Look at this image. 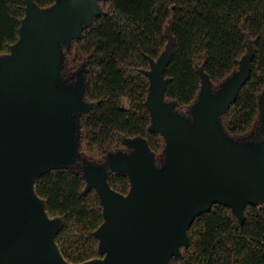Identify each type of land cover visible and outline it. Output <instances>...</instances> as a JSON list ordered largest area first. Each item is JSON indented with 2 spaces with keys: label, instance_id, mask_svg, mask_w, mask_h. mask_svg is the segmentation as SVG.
<instances>
[{
  "label": "water",
  "instance_id": "1",
  "mask_svg": "<svg viewBox=\"0 0 264 264\" xmlns=\"http://www.w3.org/2000/svg\"><path fill=\"white\" fill-rule=\"evenodd\" d=\"M100 1L56 0L42 7L26 0L20 38L0 55V264H168L188 246L195 218L213 205L231 206L243 222L245 206L264 201V91L261 141L234 140L219 118L248 80L252 43L217 93L200 69L201 91L189 116L166 97L176 44L167 30L166 49L152 60L147 99L150 129L167 139L165 161L158 165L146 139L135 137L124 138L134 152H111L108 167L84 164L87 189L98 191L104 208L95 232L103 256L78 263L64 256L57 242L63 220L47 211L35 184L45 171L77 162L74 112L93 105L84 100L85 65L75 84L64 83L63 45L70 48L103 13ZM110 171L129 175L128 192L111 186Z\"/></svg>",
  "mask_w": 264,
  "mask_h": 264
},
{
  "label": "trees",
  "instance_id": "2",
  "mask_svg": "<svg viewBox=\"0 0 264 264\" xmlns=\"http://www.w3.org/2000/svg\"><path fill=\"white\" fill-rule=\"evenodd\" d=\"M35 2L48 7L56 0ZM100 6L103 13L84 27L81 37L70 48L63 45L67 80L86 65L87 97L95 103L83 121L81 150L86 152L74 165L45 171L35 184L47 211L63 220L57 242L75 263L103 256L95 232L104 221V208L98 191L87 189L81 165L105 161L121 150L124 136L145 137L157 164L165 161L167 139L150 129V82L141 69L165 51L167 30L176 44L166 68V97L189 116L201 91L200 69L218 91L239 70L252 43L248 80L219 118L236 141L263 139L264 0H102ZM26 14V0H0V55L19 40ZM109 182L124 193L131 187L125 172L112 173ZM188 235V246L168 264H264V201L248 203L243 222L231 206L217 203L195 218Z\"/></svg>",
  "mask_w": 264,
  "mask_h": 264
},
{
  "label": "flooded vegetation",
  "instance_id": "3",
  "mask_svg": "<svg viewBox=\"0 0 264 264\" xmlns=\"http://www.w3.org/2000/svg\"><path fill=\"white\" fill-rule=\"evenodd\" d=\"M152 60H155V59H152ZM152 60L150 61V66L148 68L141 69L142 72L149 78V82H150V84H149V92H148V95H147V99L149 97L150 87H151V76L149 74V71L152 69ZM83 65L84 64H82L79 68L76 69L75 74H74V78L73 79H70V80L69 79L67 80V78L65 76V73H64V69L62 68V78H63L64 83L65 84H75L76 81H77L78 72L83 67ZM84 76H85L84 100L86 102L92 104L93 105V108L90 109V110H87V111H75L74 112L75 119H76V122H77V139H78V141L81 140V139L83 140V138H82L83 121H84L85 117L94 110V107H95V103L93 101H90L88 99V97H87V85H88V83H87V67H86V65H85V70H84ZM126 99H127L126 100V107L127 108H130L131 101L127 97H126ZM146 102H147V100H146ZM151 125H152V121H151V124H150V128H151ZM135 137H142V136H135ZM135 137H126V136H124L123 139H122L123 142H122L121 150H118V151L113 152V153L117 154L119 152H126L127 154H132L134 152V149L125 143L124 138H135ZM142 138L146 139L145 137H142ZM146 141H147V139H146ZM147 143H148V141H147ZM82 147H83V145H81V143H79V153H78V157L83 155V153H82L83 151L81 150ZM109 154H108L107 159L105 161L99 162V163H93V164L98 165V166H101V167H103V166L104 167H108V164H109ZM83 165L84 164H82L81 167ZM115 172H119V171H110V176H111L112 173H115ZM110 176H109V179H110Z\"/></svg>",
  "mask_w": 264,
  "mask_h": 264
},
{
  "label": "rangeland",
  "instance_id": "4",
  "mask_svg": "<svg viewBox=\"0 0 264 264\" xmlns=\"http://www.w3.org/2000/svg\"><path fill=\"white\" fill-rule=\"evenodd\" d=\"M214 91V93H217V90H213ZM127 100V99H126ZM126 102V101H125ZM179 111L181 112V113H183V114H186V110L185 109H179ZM79 143H81V145H83L84 146V141L81 139V140H79L78 141V144ZM84 152H86V150H84ZM84 152H82V153H84Z\"/></svg>",
  "mask_w": 264,
  "mask_h": 264
}]
</instances>
